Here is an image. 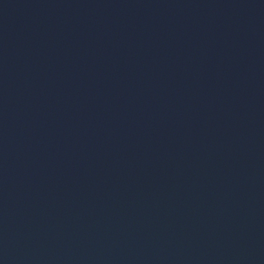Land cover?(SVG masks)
Masks as SVG:
<instances>
[{
  "label": "water",
  "instance_id": "water-1",
  "mask_svg": "<svg viewBox=\"0 0 264 264\" xmlns=\"http://www.w3.org/2000/svg\"><path fill=\"white\" fill-rule=\"evenodd\" d=\"M0 264H264V0H0Z\"/></svg>",
  "mask_w": 264,
  "mask_h": 264
}]
</instances>
